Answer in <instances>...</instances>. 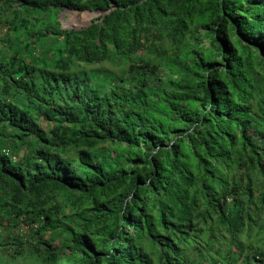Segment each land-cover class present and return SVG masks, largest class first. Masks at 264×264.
I'll return each instance as SVG.
<instances>
[{
  "label": "trees",
  "instance_id": "trees-1",
  "mask_svg": "<svg viewBox=\"0 0 264 264\" xmlns=\"http://www.w3.org/2000/svg\"><path fill=\"white\" fill-rule=\"evenodd\" d=\"M0 21V264H264V0Z\"/></svg>",
  "mask_w": 264,
  "mask_h": 264
},
{
  "label": "rangeland",
  "instance_id": "rangeland-1",
  "mask_svg": "<svg viewBox=\"0 0 264 264\" xmlns=\"http://www.w3.org/2000/svg\"><path fill=\"white\" fill-rule=\"evenodd\" d=\"M88 14L90 16H88ZM95 16L96 14L91 15L90 13H85V12L78 13V12H70V11L64 10L59 13V20L63 26L73 29V28H80V27L87 25L90 22L89 20ZM85 17H88V18L85 19ZM18 30H19V27H16V29H13L11 31L13 33V36L17 35ZM5 32H6V25L0 21V39L2 38L4 39L3 34H7ZM103 65L105 67H108V64H103ZM18 263H20V261H18Z\"/></svg>",
  "mask_w": 264,
  "mask_h": 264
},
{
  "label": "water",
  "instance_id": "water-1",
  "mask_svg": "<svg viewBox=\"0 0 264 264\" xmlns=\"http://www.w3.org/2000/svg\"><path fill=\"white\" fill-rule=\"evenodd\" d=\"M65 10V9H64ZM63 10V11H64ZM92 14H98L97 12H94V13H92ZM91 14V15H92ZM88 16H90L89 14H88ZM61 28H63V29H70V28H68V27H66V26H63L62 24H61V26H60ZM73 29H75V30H77V29H79V28H73Z\"/></svg>",
  "mask_w": 264,
  "mask_h": 264
}]
</instances>
